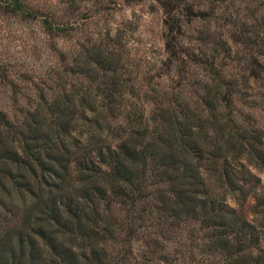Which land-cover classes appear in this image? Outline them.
<instances>
[{"label": "trees", "instance_id": "16d2710c", "mask_svg": "<svg viewBox=\"0 0 264 264\" xmlns=\"http://www.w3.org/2000/svg\"><path fill=\"white\" fill-rule=\"evenodd\" d=\"M254 1L253 24L226 18V40L197 31L184 49L193 12L176 0V78L144 91L150 78L128 76L119 33L59 46L102 7L73 18L0 0L2 15L40 22L61 64L54 87L21 108L0 60L13 92L0 108V264H264V126L241 102L251 84L264 88Z\"/></svg>", "mask_w": 264, "mask_h": 264}, {"label": "rangeland", "instance_id": "374dc122", "mask_svg": "<svg viewBox=\"0 0 264 264\" xmlns=\"http://www.w3.org/2000/svg\"><path fill=\"white\" fill-rule=\"evenodd\" d=\"M183 2V0H181ZM33 7L57 16L71 15L78 18L83 14L102 7L104 16L85 22L84 33H74L70 40L59 41L71 51L78 50L84 36L91 37L92 42L101 34L111 36L119 33L116 42L123 64L129 77L143 80L150 78V86L143 90H166L175 79V70L170 65V54L167 51L169 27L180 20L181 14L176 10V0H29ZM193 15L191 25L182 21L183 33L177 41L180 47L193 48L197 31L208 35V31H216L218 36L224 35L226 40L230 26L225 19L243 21L253 24L256 6L260 1L254 0H184ZM181 13V12H180ZM184 15V13L182 12ZM202 18H197L198 16ZM238 23L234 29L240 31ZM183 35V34H182ZM58 42V41H57ZM54 41L48 37L39 21L23 20L21 17L5 16L0 13V60L11 71L15 91L20 99V107L27 108V101L37 91V87L45 89L54 87L55 72L61 64L52 49ZM71 80V78H70ZM75 79H72V82ZM146 84V82H145ZM144 84V86H146ZM0 79V108L9 110L12 105V90ZM261 83L251 84L245 91V99L241 102L255 113V119L264 126V105L261 104ZM31 101V100H30ZM19 108V107H18ZM17 109V108H15ZM264 184V172L256 173ZM233 204V202H231Z\"/></svg>", "mask_w": 264, "mask_h": 264}]
</instances>
